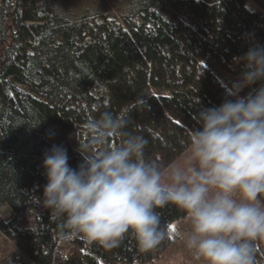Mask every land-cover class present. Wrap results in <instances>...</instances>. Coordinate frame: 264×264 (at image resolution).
Listing matches in <instances>:
<instances>
[{"label":"trees","instance_id":"16d2710c","mask_svg":"<svg viewBox=\"0 0 264 264\" xmlns=\"http://www.w3.org/2000/svg\"><path fill=\"white\" fill-rule=\"evenodd\" d=\"M257 45L264 0H0V208L12 211L0 214V238L16 243L0 264L159 258L183 211L157 210L169 235L152 250H141L131 232L111 249L65 238L61 220L35 202L47 183L44 153L62 145L77 168L86 122L129 110L125 131L143 135L146 156L166 170L189 149L199 112L224 101L243 68L238 58ZM256 249L255 264H264V239Z\"/></svg>","mask_w":264,"mask_h":264},{"label":"clouds","instance_id":"9594fccd","mask_svg":"<svg viewBox=\"0 0 264 264\" xmlns=\"http://www.w3.org/2000/svg\"><path fill=\"white\" fill-rule=\"evenodd\" d=\"M238 60L241 74L224 101L196 117L185 162L165 170L149 159L145 137L125 131L129 110H104L86 122L77 168L62 145L45 152L47 183L35 202L61 220V235L111 249L131 232L141 250H152L169 235L157 210L172 205L190 222L177 235L202 264H255L264 239V46Z\"/></svg>","mask_w":264,"mask_h":264},{"label":"rangeland","instance_id":"374dc122","mask_svg":"<svg viewBox=\"0 0 264 264\" xmlns=\"http://www.w3.org/2000/svg\"><path fill=\"white\" fill-rule=\"evenodd\" d=\"M119 10V9H118ZM55 131L59 128L56 125H52ZM189 149L186 150L176 161H174L170 166L174 164H179L185 162L188 157ZM169 166V167H170ZM2 206L0 208V214L3 218H8L11 216L12 211L8 209L7 216L3 214ZM2 211V212H1ZM190 230V222L187 215H184L170 224V233L172 242L169 248L159 257L154 259L149 264H202L201 261L194 258L193 253L186 247L183 240L177 235V231L187 232ZM16 247V243L11 240H4L0 238V255L10 252Z\"/></svg>","mask_w":264,"mask_h":264},{"label":"bare ground","instance_id":"6f19581e","mask_svg":"<svg viewBox=\"0 0 264 264\" xmlns=\"http://www.w3.org/2000/svg\"><path fill=\"white\" fill-rule=\"evenodd\" d=\"M4 208L2 209L3 211V214L7 216V213H8V209H10L8 206H3ZM1 211V212H2Z\"/></svg>","mask_w":264,"mask_h":264}]
</instances>
